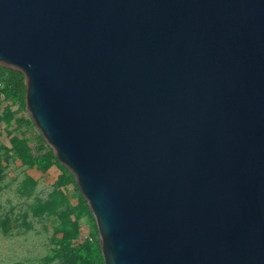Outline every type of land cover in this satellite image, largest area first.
<instances>
[{
	"label": "water",
	"instance_id": "water-1",
	"mask_svg": "<svg viewBox=\"0 0 264 264\" xmlns=\"http://www.w3.org/2000/svg\"><path fill=\"white\" fill-rule=\"evenodd\" d=\"M0 65L104 264H264V0H0Z\"/></svg>",
	"mask_w": 264,
	"mask_h": 264
},
{
	"label": "rangeland",
	"instance_id": "rangeland-1",
	"mask_svg": "<svg viewBox=\"0 0 264 264\" xmlns=\"http://www.w3.org/2000/svg\"><path fill=\"white\" fill-rule=\"evenodd\" d=\"M25 100L0 99V264H37L92 239L84 252L49 264H99L98 231L73 176L48 153Z\"/></svg>",
	"mask_w": 264,
	"mask_h": 264
},
{
	"label": "trees",
	"instance_id": "trees-1",
	"mask_svg": "<svg viewBox=\"0 0 264 264\" xmlns=\"http://www.w3.org/2000/svg\"><path fill=\"white\" fill-rule=\"evenodd\" d=\"M0 81L4 84V93L6 94L7 97H9L10 99L14 98V99L25 100L26 85H25L24 75L21 72L15 69L0 65ZM48 155L51 158L56 159L52 149H50ZM66 171L68 175L73 176L72 173L68 169H66ZM80 195L83 199V204L88 207V204L85 198L82 196L81 193ZM91 240L92 239H86L84 242L76 244L75 246H72V247L69 246L65 248L64 250L53 251L51 254L44 257L42 259V262H39L37 264H49L56 258L64 257L66 255H74L79 252H84L91 245L92 243ZM94 240L98 244L99 264H104V260H103V256L101 253V249H100L97 236L94 238Z\"/></svg>",
	"mask_w": 264,
	"mask_h": 264
},
{
	"label": "built area",
	"instance_id": "built-area-1",
	"mask_svg": "<svg viewBox=\"0 0 264 264\" xmlns=\"http://www.w3.org/2000/svg\"><path fill=\"white\" fill-rule=\"evenodd\" d=\"M5 98V93H4V84L0 81V99Z\"/></svg>",
	"mask_w": 264,
	"mask_h": 264
}]
</instances>
